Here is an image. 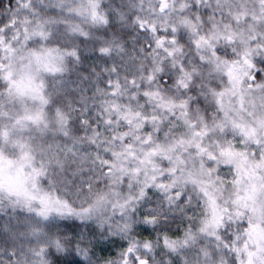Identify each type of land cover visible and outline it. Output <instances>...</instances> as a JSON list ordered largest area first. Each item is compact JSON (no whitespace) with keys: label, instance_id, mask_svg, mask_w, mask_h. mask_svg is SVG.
I'll return each mask as SVG.
<instances>
[{"label":"snow or ice","instance_id":"obj_1","mask_svg":"<svg viewBox=\"0 0 264 264\" xmlns=\"http://www.w3.org/2000/svg\"><path fill=\"white\" fill-rule=\"evenodd\" d=\"M0 264H264V0H0Z\"/></svg>","mask_w":264,"mask_h":264}]
</instances>
